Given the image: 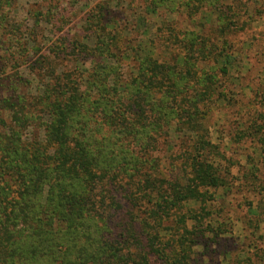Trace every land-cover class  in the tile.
Masks as SVG:
<instances>
[{
	"label": "trees",
	"instance_id": "16d2710c",
	"mask_svg": "<svg viewBox=\"0 0 264 264\" xmlns=\"http://www.w3.org/2000/svg\"><path fill=\"white\" fill-rule=\"evenodd\" d=\"M110 2L34 59L35 30L24 42L7 27L18 0H0V52L7 36L13 69L33 77L13 79L0 55V264H189L227 233L207 209L231 171L206 119L230 92L228 37L254 13L243 0H144L129 24ZM26 13L57 32L66 18ZM162 13L204 22L184 30Z\"/></svg>",
	"mask_w": 264,
	"mask_h": 264
},
{
	"label": "rangeland",
	"instance_id": "374dc122",
	"mask_svg": "<svg viewBox=\"0 0 264 264\" xmlns=\"http://www.w3.org/2000/svg\"><path fill=\"white\" fill-rule=\"evenodd\" d=\"M104 1L109 0H18L19 7L11 14L13 21H7V27H16L14 34L17 40L22 39L24 42L28 39V32L35 30L39 46L43 45L34 56L35 59L49 52L51 46L56 44V37L82 34L84 18L90 11L96 10L97 3ZM143 1L111 0L110 11L117 18L123 16L130 24L134 19L133 14L141 15L144 10ZM243 1L249 4V11L254 13L252 17L255 20L247 21L248 18L243 14L242 20L245 21H239V25L244 22L245 28L228 37L237 51L229 74L224 78L230 92L226 94L225 102L212 107L206 119L210 139L219 145L224 156L225 161L221 159L220 163L231 171L228 187L215 193V201L208 203L207 209L213 223H223L227 233L213 240L216 243L205 240L207 247L202 243L196 246L189 264H248L249 261L264 264V144L257 145L254 134L261 127L264 135V104H261L259 98L264 89V0ZM117 4L122 10L116 7ZM47 5L51 6V11H55L56 18L66 16L61 32L50 26L35 27V21L27 16L29 10H45ZM142 16H145L144 13ZM162 16L167 21H176L184 30L196 31L197 25L204 22L200 16H196L194 21H187L184 13H162ZM150 21L159 23L161 18L153 17ZM201 26H204V31H208L211 24ZM3 32L2 28L0 35ZM53 33L57 36L53 37ZM7 38L2 37L5 39L4 53L0 52L8 60L7 73L13 79L22 77L33 83L30 68L20 66L13 69L14 58L10 53L16 57L17 47L13 42L8 43ZM55 68L58 71L62 69L60 66ZM38 130L39 127L35 126L33 136L39 133ZM190 207L197 208L193 204ZM148 264L159 263L151 258Z\"/></svg>",
	"mask_w": 264,
	"mask_h": 264
}]
</instances>
